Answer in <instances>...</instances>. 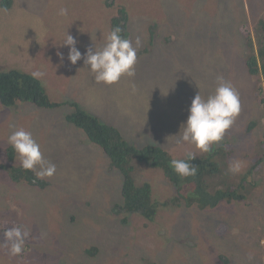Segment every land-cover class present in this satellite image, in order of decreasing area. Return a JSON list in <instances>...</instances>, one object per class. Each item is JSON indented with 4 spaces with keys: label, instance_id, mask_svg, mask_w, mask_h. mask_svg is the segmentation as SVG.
<instances>
[{
    "label": "rangeland",
    "instance_id": "rangeland-1",
    "mask_svg": "<svg viewBox=\"0 0 264 264\" xmlns=\"http://www.w3.org/2000/svg\"><path fill=\"white\" fill-rule=\"evenodd\" d=\"M32 1L20 0L41 15L42 0ZM49 1L54 10L44 15L43 22L38 20V24L32 25L29 32L17 20L20 15L5 24L7 17L0 11V59L14 55L12 45L18 41L39 43L33 54L35 61L20 67L37 71L41 67L40 59L44 70L72 71L67 84L61 81L45 85L51 98L78 101L87 111L105 117L117 118L128 112L139 125L155 116L162 103L168 107L186 106V100H192L198 92L207 97L215 91L217 77L223 76L235 87L241 106L234 124L227 130L235 139L233 159H241L243 170L261 162L259 169L264 163V110L256 92L261 83L246 71L249 48L241 32L247 26L252 39L258 37L257 29L259 34L264 33V0H115L111 5L107 3L111 0ZM61 7L69 9L68 15L62 16L64 20L58 15ZM121 7L125 12L120 21L125 20L122 24L127 26L129 39L134 47L137 38L141 44L135 77H122L109 91L122 94L128 102H136L134 106L146 101L160 102L156 112L146 107L132 112L125 103L112 102L109 95L105 101L96 94L98 90L85 92L72 83L74 77H82L81 72L89 69L83 54L89 47H103L111 30L110 18L119 14ZM33 12H25V16L35 17ZM78 19H87V28L83 33L73 34L82 53V59L73 65L68 60L69 48L59 42L63 40H52L65 39L66 35L48 34L42 23L49 31L59 32L68 29L67 25L78 23ZM176 31L184 32L190 41H184L185 45L176 37L171 41L170 36ZM165 37L171 43L150 50V44L151 48L158 47ZM47 48L53 54L47 53ZM199 52L203 55L197 57ZM35 63L39 65L33 66ZM68 111V105L25 108L18 115L22 121L14 129L6 118L2 119L14 114V109L0 106V165L6 161L10 130L19 128L30 131L44 158L56 165L55 174L38 179V184L13 182L0 167V217L16 219L32 233L25 259L21 254L10 255V245L0 242V264H145L144 258L163 264H222L221 257L228 259V264H264V184L246 200L217 204L212 215L223 226L221 233L201 235L199 230H194L192 234L196 236L189 238L190 233L182 232L187 226L200 228L196 217L203 211L196 207L184 206L173 216L171 211L160 209L154 219L136 214L126 216L116 208L117 204H123L120 174L108 173L101 149L64 119ZM183 114L177 116L186 121L188 115ZM136 115L141 119H135ZM249 120L257 123L235 138L236 128L246 126ZM121 126L124 134L130 133V139L134 133L133 121L124 119ZM169 145L168 150L178 159L188 152H199L188 144L169 142ZM15 159L19 161L16 153ZM141 180L151 182L156 197L173 193L160 169L149 168ZM168 226L171 229L177 226L182 237L174 235V230L167 233ZM91 246L97 247L95 252L86 253L85 249Z\"/></svg>",
    "mask_w": 264,
    "mask_h": 264
},
{
    "label": "trees",
    "instance_id": "trees-1",
    "mask_svg": "<svg viewBox=\"0 0 264 264\" xmlns=\"http://www.w3.org/2000/svg\"><path fill=\"white\" fill-rule=\"evenodd\" d=\"M23 1L25 3L33 2L32 0ZM41 2L39 3V10L42 11V14L39 15V11L33 12L32 8L22 4L20 0H0V11H3L5 16L9 18H6L4 22L11 21L13 17L20 15L21 18L17 20L22 25V28L26 32H29L32 25L38 24V20L43 22L45 20L44 15L54 10V6H52L49 0H42ZM107 3L109 4V2ZM42 6H45V9H41ZM25 12H33L35 17L29 16L27 18ZM123 12L124 10L121 8L119 14L117 12L112 15L110 24L111 29L119 26L123 30L122 36L128 38L129 31L127 30V26L120 21ZM56 17L57 15L55 14L54 18ZM60 18L62 19V16ZM86 21L87 19L84 21L78 19V23L67 25L68 29H63L59 32L58 30L49 31V27L41 23L46 28V33L48 34L64 36L68 33L73 36L77 32L81 31L80 33H83L86 31ZM123 21L125 20L123 19ZM262 31L264 32V24L262 25ZM241 32L245 35L246 46L249 48L245 60L246 71H249L261 83L256 92L260 97L258 103L264 110V33L259 34V29H257L258 37L253 38L255 40L254 43L251 31L247 26L242 27ZM52 40H63L59 42H64L65 39L55 38ZM12 46L14 55H10L9 58L3 60L0 59V106L8 108V110L14 109V114L5 115L6 117L3 118L0 114V123L1 118H6L16 129L19 122L22 121L18 116L22 109L33 108L34 106L53 108L68 105L70 111L64 115V119L81 130L89 143L95 144L101 149L102 153L106 156V160L102 162H104V167L109 170V174H113L115 171L120 174L123 204H117L116 208L119 212L126 214L134 212L146 219H154L160 209L171 211V216H173L182 210L184 206L196 207L198 210L203 211L196 217L200 228L191 229L190 226H187L183 227L182 232L190 233L191 236L189 238L196 236V233L192 234L194 230L195 232L199 230L201 235L207 233L216 234L224 231L223 226L219 225L217 220L214 219L215 216L212 215V211L217 207V204L221 202L230 204L234 200H246L248 196L255 193V190L257 192L259 187L264 184V171H262L264 170V163L260 165L259 169L257 167L261 162L255 163L251 167H246L244 169L246 172L242 168V171L235 175L228 171L229 165L236 160L233 159L235 154V149L233 148L235 139L229 131H226L224 139L219 144L214 145L212 151L209 153L197 152L196 160L191 162L198 168L195 176L185 178L175 173L170 165V161L178 158L168 150L170 148L169 142H176L177 137L172 136L178 134L182 123L185 122V120L177 116V113L188 115V109L192 100H186V106L168 107L162 103L159 112L155 116L150 117L149 121H142L141 124L139 122V125L135 123L134 119L130 118L131 115L128 112H122L121 115H117L118 119L113 116L105 117V115L94 114L84 109L75 100L66 99L58 101L49 96L45 85L51 86L52 83L57 84L61 81L64 82L63 84H67L70 81L72 71L69 72L66 69L44 70L45 66L39 59L41 67L39 66L37 71L43 72L44 76L37 79L33 77L31 68L26 70L19 66L20 64L24 65L26 62L33 61L34 50L40 47L39 43L18 41V43ZM49 51L53 54L52 50L47 48V53ZM43 55H45L44 52ZM257 57H259V61ZM35 58L37 60L36 56ZM36 65H39V63H35L33 66ZM81 73L82 77H74L72 83L75 86H81L85 92L95 93L98 90L96 94L101 96L105 101L108 100L109 95L112 102L125 103L132 112L138 111L140 107H146L150 112H156L160 107V102L151 103L148 101L142 105L139 103L134 106L136 102H128L122 94L110 92L109 87L112 84L108 85L96 82L94 73L89 69ZM158 87H160V84ZM156 98L160 99L159 97ZM124 119L133 121L132 131L134 133L130 139L128 138L130 133L125 132L124 134L122 131L123 127L121 123ZM135 119L141 118L136 115ZM256 123L257 120H249L246 126L236 128L235 138L247 133ZM10 132L12 133L13 131L10 130ZM5 155L6 161L0 167L13 182L39 183L33 171L24 170L20 166V162L15 159V151L11 145L6 147ZM185 158L186 155L179 159ZM149 168L163 171L167 182L170 184L166 185L173 190L171 196H154L151 182L141 180L142 174ZM20 225L23 224L16 219L0 217V242L10 245L5 240L4 230ZM24 227L28 230L29 235L25 240L23 252L28 253L32 241V233L26 226ZM177 229H179L177 226H174L173 229L168 226L166 232L174 230V235L176 234L178 238L182 237ZM189 243L192 246L193 240L189 241ZM96 249L97 247L95 246L87 247L85 252L92 254ZM144 259L146 260L145 264H163L162 261L156 263L155 261H150L148 258ZM220 262L228 264L229 260L221 257Z\"/></svg>",
    "mask_w": 264,
    "mask_h": 264
},
{
    "label": "clouds",
    "instance_id": "clouds-1",
    "mask_svg": "<svg viewBox=\"0 0 264 264\" xmlns=\"http://www.w3.org/2000/svg\"><path fill=\"white\" fill-rule=\"evenodd\" d=\"M114 1L108 2L111 5L115 3ZM123 10L125 12L124 8ZM68 13L69 9L67 7H61L58 10L59 16H67ZM8 22H5V24H8ZM122 31L119 26L112 28L106 36L102 48L97 49L95 47L93 49L89 47L83 54L84 63L90 66L89 69L94 73V79L98 83L111 85L117 83L122 77L134 78L136 75L137 50L141 42L137 38L134 47L129 36L128 38L122 36ZM175 37L177 41L184 45V41H190L189 37L182 31L174 32L170 36V40L173 41ZM166 40L168 39L160 41V46L150 49L160 48L163 44L171 43V41ZM76 43V39L68 33L62 43L63 46L69 48L68 60L73 65L82 59V53L76 47ZM202 55L203 53L199 52L197 57ZM32 75L34 78L39 79L44 76V73L34 71ZM240 108V98L235 87L223 76H218L217 87L213 93L207 97H202L198 92L194 96L188 109L187 120L182 123L178 134L172 137H177L176 143L178 145H192L200 152L209 153L214 145L219 144L224 139L226 131L234 124ZM8 143L18 155L20 166L24 170L33 171L37 179L52 177L55 174L56 165L44 158L40 145L32 137L30 131L23 128L13 131L8 137ZM196 158L194 152H188L185 159H172L170 165L180 177L195 176L198 168L191 162ZM242 168L243 162L235 160L229 165L228 171L232 174H238L242 171ZM127 214L126 216L136 214L143 217L134 212ZM28 235L29 232L23 225L4 230L5 240L10 243V255L18 256L21 254L22 259H25L27 253H24L23 250Z\"/></svg>",
    "mask_w": 264,
    "mask_h": 264
}]
</instances>
